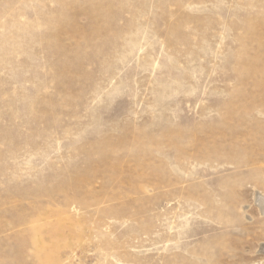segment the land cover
<instances>
[{
  "label": "rangeland",
  "instance_id": "rangeland-1",
  "mask_svg": "<svg viewBox=\"0 0 264 264\" xmlns=\"http://www.w3.org/2000/svg\"><path fill=\"white\" fill-rule=\"evenodd\" d=\"M264 0H0V264H264Z\"/></svg>",
  "mask_w": 264,
  "mask_h": 264
},
{
  "label": "bare ground",
  "instance_id": "bare-ground-1",
  "mask_svg": "<svg viewBox=\"0 0 264 264\" xmlns=\"http://www.w3.org/2000/svg\"><path fill=\"white\" fill-rule=\"evenodd\" d=\"M259 205L261 207L262 212L264 213V198L259 199Z\"/></svg>",
  "mask_w": 264,
  "mask_h": 264
}]
</instances>
